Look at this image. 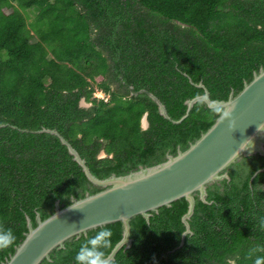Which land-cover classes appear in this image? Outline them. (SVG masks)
Wrapping results in <instances>:
<instances>
[{
  "label": "trees",
  "instance_id": "1",
  "mask_svg": "<svg viewBox=\"0 0 264 264\" xmlns=\"http://www.w3.org/2000/svg\"><path fill=\"white\" fill-rule=\"evenodd\" d=\"M261 67L264 0H0V227L16 237L0 264L24 239L28 219L34 227L55 200L66 206L72 195L101 189L57 136L36 130L56 129L98 178L125 174L187 149L216 119L195 102L173 123L145 91L178 120L185 100L203 93L199 82L211 99L226 100ZM263 167L264 155L241 156L225 168L228 179L207 185L205 202L195 192L185 235L183 197L148 220L135 215L131 245L114 264H254L264 256L253 252L264 245ZM104 226L110 252L121 223ZM97 231L67 239L40 264H75Z\"/></svg>",
  "mask_w": 264,
  "mask_h": 264
},
{
  "label": "water",
  "instance_id": "2",
  "mask_svg": "<svg viewBox=\"0 0 264 264\" xmlns=\"http://www.w3.org/2000/svg\"><path fill=\"white\" fill-rule=\"evenodd\" d=\"M196 85L209 93L202 82ZM145 92L158 105L159 113L173 123L184 119L197 102V95L186 99L184 115L173 120L164 104L152 92ZM229 94L226 100L234 102V129H230V121L217 124L216 117L212 125L187 149L178 150L176 155H166V160L158 164L139 166L137 170L124 175L112 173L103 179L92 174L85 159L55 129L44 128V131L55 134L66 145L68 153L80 166L87 180L102 189L85 193L81 198L71 197L70 203L63 208L56 200L53 213L44 219H40L37 214L34 227L28 219V231L24 239L15 246L14 252L3 264H40L43 259H49L53 249L63 247L67 239L86 235L88 230L101 224L119 221L122 235L109 252L114 259L121 247L128 248L131 245L132 217L140 214L148 220L150 211L168 206L182 197L188 202L187 211L182 215L185 225L183 235L189 233L188 219L194 209V192L197 191L199 199L205 202L206 185L228 177L222 171L231 163L241 156L255 153L264 155V68L254 72L252 79L244 82L236 95L232 92ZM142 124L144 127L148 124L145 117L142 118Z\"/></svg>",
  "mask_w": 264,
  "mask_h": 264
},
{
  "label": "clouds",
  "instance_id": "3",
  "mask_svg": "<svg viewBox=\"0 0 264 264\" xmlns=\"http://www.w3.org/2000/svg\"><path fill=\"white\" fill-rule=\"evenodd\" d=\"M96 93L103 94V97H101V98L100 97H96V98L103 99L104 101L107 100L108 95L106 93H104L102 91H98V92L96 91L93 94H96ZM195 100L198 102L199 106L206 107L213 115H215L217 117V124L224 123L225 121H230L231 122L229 124L230 129H234L235 128V122L233 120L234 102H232L230 99L229 100L211 99L209 93L207 92V90H205L202 95H197L195 97ZM82 101H84L83 98L80 99V102H79L80 106H84V105H82ZM142 126H143V124H142ZM44 128L45 127L41 128V129H38L36 131L37 132H47V131L43 130ZM46 129H49V128H46ZM48 133H50V132H48ZM50 134H52V133H50ZM53 135H55V134H53ZM62 137L68 143H70L64 136H62ZM66 149H67V147H66ZM76 151H77V149H76ZM67 153H68V150H67ZM69 155L72 158V155L71 154H69ZM79 155H80V153H79ZM104 155H105L104 152L101 151L100 154H99V157H103ZM110 156H111V154H110ZM129 172H131V171H129ZM125 174H127V173H125ZM120 175H124V174H120ZM99 179H103V178H99ZM93 185H95V184H93ZM207 185H206V193H207ZM95 186L100 187L98 185H95ZM100 188L102 189V187H100ZM85 193H89V192H85ZM196 193L198 194L197 191H196ZM193 196H194V194H193ZM206 196H207V194H206ZM71 197H74V196L72 195ZM59 206L61 208L65 207V206H61L60 204H59ZM53 211H54V209H53ZM98 227H99V231H97L94 236L88 238L80 246L77 254L74 257L75 264H114V260H113V258L111 256V254L106 251V250H108V249H110L112 247V239H111L112 231H111L110 228L104 226L103 224L99 225ZM259 228L261 230H264V218L260 219ZM15 241H16V237H15V235H14V233H13L11 228H7L6 229L4 227H0V250H5V249L11 247L15 243ZM256 251L264 252V245H258L255 249H253V252H256ZM254 264H264V256H257L255 258Z\"/></svg>",
  "mask_w": 264,
  "mask_h": 264
},
{
  "label": "rangeland",
  "instance_id": "4",
  "mask_svg": "<svg viewBox=\"0 0 264 264\" xmlns=\"http://www.w3.org/2000/svg\"><path fill=\"white\" fill-rule=\"evenodd\" d=\"M23 12V11H22ZM23 14L25 15V12H23ZM26 15H27V13H26ZM96 79H98V81H100L101 80V76H98V77H96ZM97 92L99 91V90H96ZM95 91V92H96ZM93 96L94 97H98V96H100V93H96V94H93ZM82 105H84V106H88V103L86 104L84 101H82Z\"/></svg>",
  "mask_w": 264,
  "mask_h": 264
},
{
  "label": "flooded vegetation",
  "instance_id": "5",
  "mask_svg": "<svg viewBox=\"0 0 264 264\" xmlns=\"http://www.w3.org/2000/svg\"><path fill=\"white\" fill-rule=\"evenodd\" d=\"M238 159H239V158H238ZM222 173H225V174H227V176H228V172H227L226 169H224V170L222 171ZM224 178L228 179L229 176H228V177H223L222 179H224ZM222 179H220V180H222ZM220 180H215V181H213V182H210L208 185H210V184H212V183H214V182H218V181H220Z\"/></svg>",
  "mask_w": 264,
  "mask_h": 264
},
{
  "label": "built area",
  "instance_id": "6",
  "mask_svg": "<svg viewBox=\"0 0 264 264\" xmlns=\"http://www.w3.org/2000/svg\"><path fill=\"white\" fill-rule=\"evenodd\" d=\"M98 97H100V98L103 97V94H100V96H98Z\"/></svg>",
  "mask_w": 264,
  "mask_h": 264
}]
</instances>
